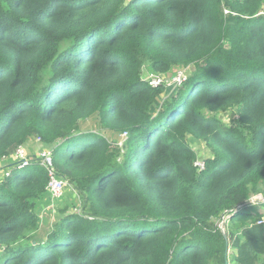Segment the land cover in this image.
Listing matches in <instances>:
<instances>
[{
	"label": "trees",
	"instance_id": "1",
	"mask_svg": "<svg viewBox=\"0 0 264 264\" xmlns=\"http://www.w3.org/2000/svg\"><path fill=\"white\" fill-rule=\"evenodd\" d=\"M263 11L264 0H0V160L34 136L57 143L54 170L81 197L40 236L33 200L49 172L10 166L0 264H264V215L249 209L264 194ZM147 64L195 68L163 99ZM235 109V124L218 119ZM88 121L126 134L124 149ZM189 139L210 150L204 168Z\"/></svg>",
	"mask_w": 264,
	"mask_h": 264
},
{
	"label": "rangeland",
	"instance_id": "2",
	"mask_svg": "<svg viewBox=\"0 0 264 264\" xmlns=\"http://www.w3.org/2000/svg\"><path fill=\"white\" fill-rule=\"evenodd\" d=\"M264 15V11L261 13ZM194 66L190 67L187 71V75L190 79L193 71H194ZM180 69L176 70L174 73H172L170 76H173L177 71ZM151 66L148 64L145 65L142 73V77L144 80L149 79L150 77L153 76H158ZM189 83V81H188ZM187 83V84H188ZM166 88V87H165ZM180 87H168V91H166L165 94L162 95V98H168L173 96L177 89ZM238 109L229 111L227 113H222V114H217L218 119L225 125L231 126L236 123L238 119ZM83 130H88L92 133L99 134L102 137H105L112 145H115L119 147L120 149H124L125 147V142L127 141L125 134H116L112 131H107L104 129H100L96 126H93V123L88 121L86 124L82 126ZM40 137L34 136L30 140H28L25 143V148L30 156H35L38 155L41 151L46 150L47 148H51L54 150L57 147V143L52 145V146H46L42 143V140L39 139ZM190 143L192 146L195 147V149L198 152V157L200 159L201 165L204 164V161L207 158H210V150L203 144L198 143L197 141H194L192 139H189ZM35 144L39 145V149H37V153L31 154L27 147H34ZM16 154V153H15ZM15 154L12 156L7 157L1 164H0V180H3L5 177V174L9 171L11 163L14 161ZM10 159L12 162L9 163L7 160ZM10 176V175H9ZM6 176L5 178L9 177ZM68 182V185L66 188L58 193V194H53L50 192V190L46 189L47 192L43 196H41L38 199L33 200V209L34 212L38 218V223H39V234L40 236H43L46 232H49L51 228L54 227L57 221L61 220L63 217V214L65 211L69 210L72 212H79L81 210V197L77 193V191L74 188V185L66 180ZM250 210H256L257 212L261 213L264 215V206L262 203L254 205L252 208H249ZM220 222L218 223V225ZM33 235H26L22 239V244L24 245H29L31 243L30 239ZM3 253V248L0 247V256Z\"/></svg>",
	"mask_w": 264,
	"mask_h": 264
},
{
	"label": "built area",
	"instance_id": "3",
	"mask_svg": "<svg viewBox=\"0 0 264 264\" xmlns=\"http://www.w3.org/2000/svg\"><path fill=\"white\" fill-rule=\"evenodd\" d=\"M224 14L225 16H228L229 14H233L232 12L228 11L224 8ZM190 67L185 69H180L177 71L173 76H170L171 74H165V75H158L150 77L147 80H144L150 87L156 88V87H182L186 85L189 81V77L187 75V71ZM168 90V89H167ZM125 136H127L125 134ZM42 140L41 138H39ZM4 160H0V164ZM15 163H19L21 167H29L33 164H37L41 167H44L50 175V181L47 187V190L49 189L51 193L58 194L62 192L66 186L68 185V182L65 179H61L58 177L56 171L54 170V150L51 148H47L46 150L41 151L36 156H30L26 150L25 147H20L15 154L14 158ZM197 166L203 167L204 164H197ZM11 175V169L5 174V176ZM251 205H256L259 203H264V196L258 195L250 199ZM238 209H241L238 208ZM230 216H224L222 220L220 221L219 227L224 230L225 223H227ZM258 226H264V218L260 221H257Z\"/></svg>",
	"mask_w": 264,
	"mask_h": 264
},
{
	"label": "crops",
	"instance_id": "4",
	"mask_svg": "<svg viewBox=\"0 0 264 264\" xmlns=\"http://www.w3.org/2000/svg\"><path fill=\"white\" fill-rule=\"evenodd\" d=\"M27 149H28V151H29L31 154H35V153H37V149H39V145L35 144L34 147H30V148L27 147ZM12 161H13V160H12ZM12 161H11L10 159L7 160V162H9V163H11Z\"/></svg>",
	"mask_w": 264,
	"mask_h": 264
},
{
	"label": "clouds",
	"instance_id": "5",
	"mask_svg": "<svg viewBox=\"0 0 264 264\" xmlns=\"http://www.w3.org/2000/svg\"><path fill=\"white\" fill-rule=\"evenodd\" d=\"M144 80V79H143ZM36 156V155H35ZM15 164V161H13L12 163H11V165L10 166H12V165H14ZM37 165V164H36ZM258 195H262V196H264V194H258ZM258 195H255V196H258ZM255 196H252V197H250V199L251 198H253V197H255ZM262 204H264V203H262Z\"/></svg>",
	"mask_w": 264,
	"mask_h": 264
},
{
	"label": "water",
	"instance_id": "6",
	"mask_svg": "<svg viewBox=\"0 0 264 264\" xmlns=\"http://www.w3.org/2000/svg\"><path fill=\"white\" fill-rule=\"evenodd\" d=\"M60 142H62V141H60Z\"/></svg>",
	"mask_w": 264,
	"mask_h": 264
}]
</instances>
